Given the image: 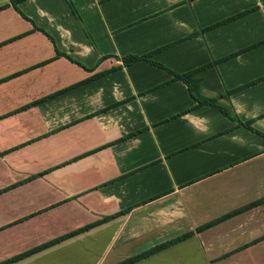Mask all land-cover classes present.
Masks as SVG:
<instances>
[{
	"label": "crops",
	"instance_id": "crops-1",
	"mask_svg": "<svg viewBox=\"0 0 264 264\" xmlns=\"http://www.w3.org/2000/svg\"><path fill=\"white\" fill-rule=\"evenodd\" d=\"M12 1L0 262L108 218L13 264H119L188 233L134 264H264V204L197 231L264 197V0ZM218 60L234 121L174 80Z\"/></svg>",
	"mask_w": 264,
	"mask_h": 264
},
{
	"label": "trees",
	"instance_id": "trees-1",
	"mask_svg": "<svg viewBox=\"0 0 264 264\" xmlns=\"http://www.w3.org/2000/svg\"><path fill=\"white\" fill-rule=\"evenodd\" d=\"M19 1H22V0H13L12 5L15 7ZM146 59L147 58L145 56L144 57L127 56V57L122 58V63L125 66H129V65H131L135 62H138V61H146ZM218 62H220V60L214 61L213 63H211L207 66L198 68L196 70H193V71L185 73V74L173 73L174 80L182 81L187 86L191 96L193 97L194 100L197 101V105L199 107H201V106L213 107V108L217 109L218 111H220L223 115H225L226 117H228L229 119L234 121V120H237V117L233 113L232 108L228 102V96L230 95L231 92L230 91L226 92L222 89L220 81H219V77L216 74V72L214 71L215 65ZM154 65L161 67L160 65H158L156 63H154ZM100 75H102V74L95 75V76L91 77L90 80L94 79L95 77H99ZM202 85H204V87H206V88L209 87V89L214 93V96L208 97V96L202 95L200 93V87ZM51 97L52 96L43 98L37 102L32 103L30 106H34V105H37L39 103H42V102L50 99ZM220 99H224L226 101V103H223V104L220 103L219 102ZM238 122L241 125L249 128L250 130H253L251 128L249 122H240V121H238ZM262 204H264V197L259 199V200L254 201V202H251V203H249V204H247V205H245V206H243L237 210H234V211L222 216L221 218H218V219L210 222L209 224H206V225L198 228L197 231L199 232V231H201L207 227L213 226L217 223H220L221 221H224L228 218H231L237 214H240L242 212H245L251 208L257 207V206L262 205ZM125 213H126V211H122V212L118 213L117 215H123ZM107 220H108V218H105V219L100 220L94 224H90V225H87L85 227L79 228L77 230L71 231V232H69L63 236L57 237L51 241L43 243V244H41V245H39V246L29 250V251H25V252L20 253L14 257H11V258H8L4 261H1L0 264L16 263V262L24 259L25 257L29 256V255L43 251L46 248L51 247L53 245L59 244L60 242L66 240L68 238H71L73 236H76L79 233L85 232V231L93 228L94 226L99 225V224H101ZM191 235H193V233H188V234L182 235V236L175 238L169 242H165L161 245H158V246H155L154 248H151L150 250L142 252V253L134 256V257L126 259L119 264H134V263L141 261V260H143V259H145V258H147V257H149V256H151V255L175 244V243L181 242L184 239L189 238ZM234 252L235 251L224 255L223 258L233 254Z\"/></svg>",
	"mask_w": 264,
	"mask_h": 264
},
{
	"label": "rangeland",
	"instance_id": "rangeland-1",
	"mask_svg": "<svg viewBox=\"0 0 264 264\" xmlns=\"http://www.w3.org/2000/svg\"><path fill=\"white\" fill-rule=\"evenodd\" d=\"M5 255V252H0V260L2 259V258H4V257H6V256H4ZM8 256V255H7ZM45 257V256H44ZM82 258V256H80V255H78V257H76L75 259H73V260H71L70 262H82V260H80ZM254 259V258H253ZM252 260V259H251ZM251 260H250V263L251 264H254V263H256L257 261H258V258H256V260H253L252 262H251ZM83 261H85L86 262V264H93L92 262H93V260H83ZM255 261V262H254ZM249 263V262H248ZM42 264H47V261L45 260H42Z\"/></svg>",
	"mask_w": 264,
	"mask_h": 264
}]
</instances>
